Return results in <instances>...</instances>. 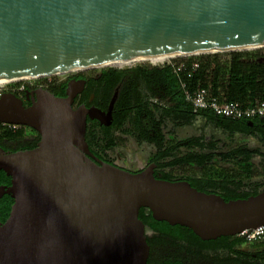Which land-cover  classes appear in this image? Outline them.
<instances>
[{"label":"water","instance_id":"water-1","mask_svg":"<svg viewBox=\"0 0 264 264\" xmlns=\"http://www.w3.org/2000/svg\"><path fill=\"white\" fill-rule=\"evenodd\" d=\"M264 47V0H0V81L153 56H198ZM48 92L25 108L0 98V122L29 126L36 148L0 152L13 199L0 224V264H147L142 208L202 241L264 226V191L226 201L187 181L157 179L155 164L132 172L99 159L87 120L108 111L73 109ZM252 126V122L248 123Z\"/></svg>","mask_w":264,"mask_h":264},{"label":"trees","instance_id":"trees-1","mask_svg":"<svg viewBox=\"0 0 264 264\" xmlns=\"http://www.w3.org/2000/svg\"><path fill=\"white\" fill-rule=\"evenodd\" d=\"M223 54V53H222ZM218 54H204L190 57L187 62L197 60L200 67L188 76V73H174L171 66H138L129 69L102 70V78L112 88L121 85L115 110L119 119H115L113 129L98 131L87 125L86 140L90 150L99 159L114 164L107 158L105 152L118 145V138L112 130L125 133L135 139L136 144L151 143L156 150L149 154L148 164H156L154 175L157 179L171 182H194L200 177L208 183L214 192H207L203 188L199 191L215 193L226 201L248 198L264 191V182L258 179L257 169L252 158L257 150L247 149L243 146L232 147L227 151L209 154L204 150H197L195 146H203L199 139L190 137L178 138L173 131L166 132L165 127H177L189 124L198 116L225 131L241 135H254L264 143V121L258 118L232 120L215 115L210 110H195L193 105L186 101L182 84L189 89L208 88L217 96L220 102H240L248 106L262 97L264 92L263 61L260 50L227 52L223 57L228 59L209 60ZM201 58H206L201 60ZM161 63V62H160ZM136 91L134 99H130V92ZM252 122V126L248 123ZM176 126V127H175ZM18 137V133L8 132L6 136ZM181 145L186 151L179 157L170 155ZM264 156V154H262ZM192 169V175L176 176L169 169ZM194 170H197L194 174ZM139 172V171H138ZM1 176L11 184V178L2 170ZM207 185V184H206ZM193 186V185H192ZM7 218L9 217L13 199L6 195ZM139 219L147 229L177 227L188 232L195 240L202 242L192 230L180 225L171 226L165 221L153 219L149 210L142 208ZM5 220V221H6ZM229 240L232 251L243 241L242 236L221 237ZM216 239V240H218ZM216 240H210L211 242ZM264 240V239H263ZM258 241V240H257ZM208 242V241H203ZM264 253V241L262 242ZM259 247V245H257Z\"/></svg>","mask_w":264,"mask_h":264},{"label":"flooded vegetation","instance_id":"flooded-vegetation-1","mask_svg":"<svg viewBox=\"0 0 264 264\" xmlns=\"http://www.w3.org/2000/svg\"><path fill=\"white\" fill-rule=\"evenodd\" d=\"M102 75V70L85 71L28 80L26 82H14L15 84L12 88L0 92V98L6 94H13L22 102L25 108H28L37 100L38 94L40 93L48 92L58 98H65L67 97V89L69 88L70 82H72L73 86H79L83 82V88L74 98L73 109L84 105L87 108L93 107L107 112L114 93L117 91L119 95L121 85H116L112 92L111 86L105 83ZM137 90L133 89L130 92V99H134L133 95L136 94ZM138 91L142 92L141 89ZM115 103L112 109V120L109 125L102 124L98 120L90 118L87 120V125L89 121L90 126L93 125L98 131L105 129L110 131L113 129L115 119H119L122 115L121 113L119 116L115 110ZM8 132H20L21 135L18 137H9L8 135L6 136ZM112 132L116 134L118 131L112 130ZM39 140V133L29 126L0 122L1 153L12 154L32 150L36 148ZM1 173L2 170H0V224H3L7 218V208L4 204L6 202V195H8L6 189L10 184L1 176ZM190 184L194 188H203L207 192H214V189H211L208 183L206 181L204 182L200 177ZM146 236L147 243L150 247L147 264H264V253L261 250L264 240L254 242L243 241L236 248L234 247L235 252H233L231 243L227 239H218L213 242H200L195 240L185 230L177 227L146 228Z\"/></svg>","mask_w":264,"mask_h":264},{"label":"rangeland","instance_id":"rangeland-1","mask_svg":"<svg viewBox=\"0 0 264 264\" xmlns=\"http://www.w3.org/2000/svg\"><path fill=\"white\" fill-rule=\"evenodd\" d=\"M226 55V53H220V55ZM165 59H154L146 61H135L133 63L122 65V66H111L106 68H95L86 71H101L109 68L113 69H129L138 66H154L159 65L157 63L165 61ZM121 67V68H118ZM85 72V71H82ZM73 74V73H72ZM66 75V74H62ZM53 75V76H62ZM50 76V77H53ZM34 80V79H32ZM170 126V125H169ZM165 127L166 132L173 131L175 136L178 138L190 137L199 139L203 146H195L197 150L200 149L206 151L209 154H217L223 151H227L232 147L243 146L247 149L257 150L252 158V163L257 169L258 179L264 182V143H262L254 135H241L239 133L231 134L222 128L216 127L214 124L206 121L204 118L198 116L193 119L189 124L179 126L176 130H172L173 127ZM176 127V126H175ZM115 137L118 138V145L112 150H107L105 154L107 158L114 163V165L123 168L128 171L138 172L144 170L148 164L149 154L156 150V146L151 143L136 144L135 139L122 132H117ZM186 146L181 145L175 151L172 152L170 158L179 157L186 151ZM172 174L176 176H190L192 175V169L189 167L187 170L180 169H169ZM196 174L197 170L193 171ZM178 176V177H179Z\"/></svg>","mask_w":264,"mask_h":264},{"label":"built area","instance_id":"built-area-1","mask_svg":"<svg viewBox=\"0 0 264 264\" xmlns=\"http://www.w3.org/2000/svg\"><path fill=\"white\" fill-rule=\"evenodd\" d=\"M262 55L263 61V74H264V47L259 49ZM193 56L185 57H170L163 63L154 66H171L174 73H188V76L192 75L200 67V62L193 60L187 62L186 59ZM26 82V81H20ZM14 82L0 85V92L3 90L12 88ZM184 89V96L186 101L191 103L195 110H210L215 115L223 118H229L232 120H246L252 118H258L264 121V92L260 99H257L254 103L243 106L240 102H220L219 98L215 96L208 88L189 89L186 84H182ZM240 236L244 237L247 242H254L264 239V226H261L253 231H245Z\"/></svg>","mask_w":264,"mask_h":264},{"label":"bare ground","instance_id":"bare-ground-1","mask_svg":"<svg viewBox=\"0 0 264 264\" xmlns=\"http://www.w3.org/2000/svg\"><path fill=\"white\" fill-rule=\"evenodd\" d=\"M172 56H153V57H147V58H140V59H127V60H123L114 64H100V65H91V66H85V67H81V68H77V69H73V70H58V71H50L47 72L43 75L40 76H27L24 78H14V79H9V80H3L0 81V85L6 84V83H11V82H20V81H30L32 79H40V78H46V77H50L53 75H62V74H72V73H76V72H82V71H86V70H90V69H95V68H106V67H111V66H122V65H127L133 62H137V61H146V60H154V59H169ZM165 60V61H166ZM164 62V61H163ZM161 62V63H163ZM161 63H157V64H161ZM120 68V67H118Z\"/></svg>","mask_w":264,"mask_h":264},{"label":"crops","instance_id":"crops-1","mask_svg":"<svg viewBox=\"0 0 264 264\" xmlns=\"http://www.w3.org/2000/svg\"><path fill=\"white\" fill-rule=\"evenodd\" d=\"M218 54V56H212L210 57L209 60H215V59H218V60H222V59H228V57H223V55H220V53H216ZM206 58H201V60H205Z\"/></svg>","mask_w":264,"mask_h":264}]
</instances>
